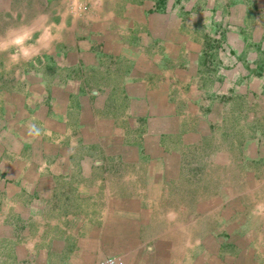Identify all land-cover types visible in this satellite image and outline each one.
Here are the masks:
<instances>
[{
	"label": "crops",
	"instance_id": "obj_1",
	"mask_svg": "<svg viewBox=\"0 0 264 264\" xmlns=\"http://www.w3.org/2000/svg\"><path fill=\"white\" fill-rule=\"evenodd\" d=\"M32 13L0 37V264H264V0Z\"/></svg>",
	"mask_w": 264,
	"mask_h": 264
},
{
	"label": "rangeland",
	"instance_id": "obj_2",
	"mask_svg": "<svg viewBox=\"0 0 264 264\" xmlns=\"http://www.w3.org/2000/svg\"><path fill=\"white\" fill-rule=\"evenodd\" d=\"M50 3L51 0L48 1H44V0H2L0 1V37H2L3 35H6V33L8 32L9 29H19L20 30H25V33L23 34V36H28L29 35V28L30 23L35 19L34 15L32 12H35L38 9H42L44 8V3ZM167 3V2H166ZM181 3V2H180ZM201 2H193V10H195V8L197 6L200 5ZM170 5L174 4L175 6L170 8V9H177L179 8L178 2H169ZM184 4V5H183ZM191 4V2L189 1H185L182 2L181 6L183 7V9L185 10V7L189 6ZM71 10L73 9L72 7L70 8ZM198 10H195L194 12H197ZM189 15V14H188ZM185 18L188 19V17L186 16ZM199 18H201V16H197L194 17L191 22L193 23L196 20H198ZM86 22H88L89 24H92V18L90 16H87L84 18ZM194 24V23H193ZM31 33V30H30ZM213 35V34H212ZM172 36V35H171ZM190 36L194 37L195 39H197V37H201V39H199L200 41H205L207 34L205 33H197V32H193L190 33ZM204 36V37H203ZM217 37V35H216ZM20 45V43H19ZM18 45V47H19ZM6 49H0V51H4ZM8 53H6L7 55ZM23 93V92H22ZM16 94H21L20 92L16 93ZM14 96H18V95H13L11 98H9L8 102L6 101V103H12L14 105H22L23 104V97L20 95L18 97H14ZM10 105V104H9ZM230 146V145H229ZM214 147H218V145L211 147L212 149H214ZM257 189H248L245 193V199L244 202L251 206L253 203H256L258 205V203H260L259 201V196L260 193L258 191H256ZM262 211V210H260ZM247 219V218H246ZM246 229L253 227L252 225H245ZM107 261H113L114 264H122L120 262V260L116 257H107L104 260H102L101 262H99L98 264H105Z\"/></svg>",
	"mask_w": 264,
	"mask_h": 264
},
{
	"label": "built area",
	"instance_id": "obj_3",
	"mask_svg": "<svg viewBox=\"0 0 264 264\" xmlns=\"http://www.w3.org/2000/svg\"><path fill=\"white\" fill-rule=\"evenodd\" d=\"M105 264H114L113 261H107Z\"/></svg>",
	"mask_w": 264,
	"mask_h": 264
}]
</instances>
